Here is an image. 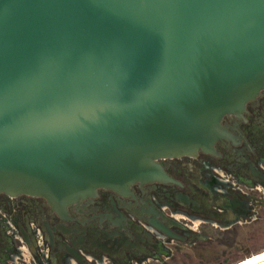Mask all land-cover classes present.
Instances as JSON below:
<instances>
[{
    "label": "water",
    "instance_id": "obj_1",
    "mask_svg": "<svg viewBox=\"0 0 264 264\" xmlns=\"http://www.w3.org/2000/svg\"><path fill=\"white\" fill-rule=\"evenodd\" d=\"M263 88L264 0H0V193L66 218L99 189L181 184L162 159L239 143L223 116Z\"/></svg>",
    "mask_w": 264,
    "mask_h": 264
},
{
    "label": "flooded vegetation",
    "instance_id": "obj_2",
    "mask_svg": "<svg viewBox=\"0 0 264 264\" xmlns=\"http://www.w3.org/2000/svg\"><path fill=\"white\" fill-rule=\"evenodd\" d=\"M245 107L246 121L236 113L223 116L240 142L219 138L220 155L199 151L162 159L182 185L135 182L125 195L99 189L69 205L66 218L41 196L1 192L0 264H129L167 253L165 243L214 236L223 243L224 235L237 236L227 222L253 220V205L264 208V88Z\"/></svg>",
    "mask_w": 264,
    "mask_h": 264
},
{
    "label": "rangeland",
    "instance_id": "obj_3",
    "mask_svg": "<svg viewBox=\"0 0 264 264\" xmlns=\"http://www.w3.org/2000/svg\"><path fill=\"white\" fill-rule=\"evenodd\" d=\"M253 214L256 217L251 220L243 218L239 223L232 224L235 219H230L227 225L236 227L237 239L234 244L220 243V239L214 236L211 239H193L181 243H165L167 253H161L157 257H144L130 261L129 264H234L248 255H253L264 250V208L254 204ZM201 227V226H198ZM218 233V232H216ZM104 264L112 263L111 261Z\"/></svg>",
    "mask_w": 264,
    "mask_h": 264
},
{
    "label": "trees",
    "instance_id": "obj_4",
    "mask_svg": "<svg viewBox=\"0 0 264 264\" xmlns=\"http://www.w3.org/2000/svg\"><path fill=\"white\" fill-rule=\"evenodd\" d=\"M236 239H237V236L235 233H231V234H228V235H224L223 236V244H234V242H236ZM250 256V255H248Z\"/></svg>",
    "mask_w": 264,
    "mask_h": 264
},
{
    "label": "bare ground",
    "instance_id": "obj_5",
    "mask_svg": "<svg viewBox=\"0 0 264 264\" xmlns=\"http://www.w3.org/2000/svg\"><path fill=\"white\" fill-rule=\"evenodd\" d=\"M262 255H264V250L261 251V252H258L256 254L254 253L253 255H250L248 257H245V259H243V260H241V261H239L237 263H234V264H244V263H246L248 261H251V260H253V259L257 258V257H260Z\"/></svg>",
    "mask_w": 264,
    "mask_h": 264
}]
</instances>
